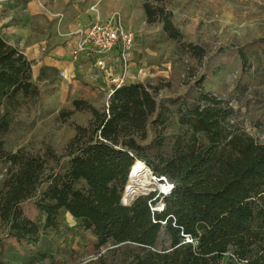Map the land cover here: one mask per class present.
Listing matches in <instances>:
<instances>
[{"label":"trees","instance_id":"obj_1","mask_svg":"<svg viewBox=\"0 0 264 264\" xmlns=\"http://www.w3.org/2000/svg\"><path fill=\"white\" fill-rule=\"evenodd\" d=\"M162 1L144 0L146 23L162 24L167 38L202 66L206 51L183 40ZM250 56L239 50L248 68L256 58ZM32 67L0 33V162L7 165L0 221L21 241L36 245L43 234L58 233L69 214L95 238L93 264H235L230 252L237 264H264V144L232 123L234 109L211 90L206 73L161 100L149 84L126 83L112 88L103 111L73 101L74 111L90 109L92 118L77 127L67 164L61 167L60 158L46 173L42 157L11 153L6 144L13 111L40 95ZM138 161L174 183L160 212L150 207L159 201L154 193L122 203ZM130 184L140 191L132 177ZM30 199L43 221L25 216L21 205Z\"/></svg>","mask_w":264,"mask_h":264},{"label":"rangeland","instance_id":"obj_2","mask_svg":"<svg viewBox=\"0 0 264 264\" xmlns=\"http://www.w3.org/2000/svg\"><path fill=\"white\" fill-rule=\"evenodd\" d=\"M0 1L12 5L6 10L8 13L0 12V33L32 61L33 82L40 89L37 100L24 102L13 111L12 128L6 136L7 149L11 153L42 157L49 173L67 155L77 127H86L92 118L90 109L74 111L73 101H83L99 111L106 109L112 79L122 74L123 67L112 54L108 72L111 76L93 62L83 72L78 71L80 68L47 69L48 58L54 57L52 51L68 47L67 29L76 18H70L72 6L87 9L97 0ZM143 4L144 0H102L101 4L104 9L121 11L136 35L126 83L149 84L156 90L157 100H161L182 94L191 82L190 76L206 73L211 90L234 109L232 123L264 144V0H163L160 3L172 13L183 40L206 51L202 66L167 38L162 24L146 23ZM59 14L63 15L62 19L57 17ZM66 21H69L67 28ZM17 26L28 29L26 37L19 38L8 31ZM31 49L37 50L34 56L29 54ZM239 50L256 57L251 68L242 65ZM56 59L72 61L70 57ZM218 69L220 74L213 76V71ZM67 111L73 113L64 119L63 113ZM66 164L67 159L63 158L60 166ZM6 167L5 162H0V181L5 177ZM127 185V194L132 192L130 198L140 193L129 182ZM21 207L29 219L43 221L34 199ZM94 240L91 232L69 214L64 216L58 233L43 234L36 245L21 241L0 221V254L5 264H93L97 258Z\"/></svg>","mask_w":264,"mask_h":264},{"label":"built area","instance_id":"obj_3","mask_svg":"<svg viewBox=\"0 0 264 264\" xmlns=\"http://www.w3.org/2000/svg\"><path fill=\"white\" fill-rule=\"evenodd\" d=\"M91 11L95 12L94 19L88 23L77 25L70 34L74 37L73 59H78L80 55H84L90 59L98 69L109 74V59L112 54H115L116 59L120 61L123 67L122 74L118 78L112 79L113 87L119 88L126 84L127 81L128 69L136 43L135 32L126 25L125 19L120 12L110 13L102 19L97 12V4L91 7ZM57 17L62 19L63 15L59 14ZM109 75L111 76V74ZM112 93L113 90H111L109 97ZM134 166L135 164L130 170L129 181L133 175ZM143 173L144 176H147L149 184L144 186V189L139 194H135L137 196L133 195L130 201H127V185L122 197V203L124 205H130L136 197L141 195L147 196L154 193L159 201L157 205H151L150 207L152 211L160 212L164 209V198L171 194L174 189V183L165 176L156 175L144 162L142 169L137 171L139 176ZM139 176H137V178ZM186 242L191 243L192 241L187 238ZM226 256L230 258L233 263H238V259L233 252L227 253ZM240 264H247V262L241 261Z\"/></svg>","mask_w":264,"mask_h":264},{"label":"crops","instance_id":"obj_4","mask_svg":"<svg viewBox=\"0 0 264 264\" xmlns=\"http://www.w3.org/2000/svg\"><path fill=\"white\" fill-rule=\"evenodd\" d=\"M65 1H70V0H65ZM30 3H29V5H30ZM96 4H97V12H98L99 16L102 19H104L108 14L113 13V12H120L122 14V12L119 11V10L104 9L102 7V5H101L102 4V0H97V1L93 2L89 6V8H87V9L86 8H78L76 5H73L72 9H71L70 18L72 16H75L76 18H74L71 21V23L69 24V28L67 29L68 31H67L66 35L71 34L72 31L76 28L77 25L88 23V22H90V21H92L94 19L95 12L91 11V7L95 6ZM35 5L36 4L34 3V6ZM11 8H12V5H10V4H8V5L0 4V12L2 11L3 14L8 13L6 10H10ZM32 8H34V7H32ZM123 17H124V15H123ZM124 19H125V17H124ZM68 23H69V21H66V23L64 24V27L66 26V28H67L68 27ZM8 31L11 32L14 36L17 35L19 38L26 37V34H28V29L25 26L13 27V28H10ZM6 40L10 44L16 46L13 42H10L8 39H6ZM66 40L69 41L68 47L66 49L57 48L56 50L52 51V55L54 57L48 58V60H47V64H48L47 65V69L55 71V70H59V69H61L63 67H67L68 71H72L74 69L76 70V68H80V70H78L80 72H81V70H82V72H83V70H87L86 66L92 61L90 59H88L84 55H80L78 57V59H73L74 37L70 35V37H66ZM36 52H37L36 49L29 50V54H33L32 56H34L36 54ZM56 57L65 58L64 60H67L66 57H68V58L70 57L72 61H67V62L66 61H62V60L58 61L56 59Z\"/></svg>","mask_w":264,"mask_h":264},{"label":"bare ground","instance_id":"obj_5","mask_svg":"<svg viewBox=\"0 0 264 264\" xmlns=\"http://www.w3.org/2000/svg\"><path fill=\"white\" fill-rule=\"evenodd\" d=\"M143 167V162L138 161L137 164L134 166L133 170V175H132V181L134 182V184L139 187H137L140 191H142L144 189V186H147V184H149L148 178L144 173L142 175L139 176V174H137V171H140ZM135 173V174H134ZM136 175V176H135ZM137 176H139L137 178ZM130 183V181H129ZM132 195V192H129L127 194V197H130Z\"/></svg>","mask_w":264,"mask_h":264},{"label":"water","instance_id":"obj_6","mask_svg":"<svg viewBox=\"0 0 264 264\" xmlns=\"http://www.w3.org/2000/svg\"><path fill=\"white\" fill-rule=\"evenodd\" d=\"M131 200V198L130 197H127V201H130Z\"/></svg>","mask_w":264,"mask_h":264}]
</instances>
